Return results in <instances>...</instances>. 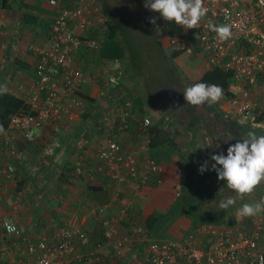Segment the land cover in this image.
Returning a JSON list of instances; mask_svg holds the SVG:
<instances>
[{
    "label": "crops",
    "instance_id": "1",
    "mask_svg": "<svg viewBox=\"0 0 264 264\" xmlns=\"http://www.w3.org/2000/svg\"><path fill=\"white\" fill-rule=\"evenodd\" d=\"M26 2L29 4L28 8L0 4V18L3 21L0 52H3L11 60L16 58L21 62L29 60L31 63L33 59L36 60L35 48L47 43L48 29L57 9L50 6L48 0L37 1L39 5L32 12L28 11L29 15L34 14L37 17L35 25L37 28L30 29L33 25H27L24 20L19 18V13L23 12L21 9L26 11L31 5L34 6V1L26 0ZM64 4L66 3H63L62 6ZM99 8L106 15H113L107 8H103L101 3ZM109 21L113 25V20L109 19ZM115 29L119 31L117 35L115 34L116 39L123 44L129 60L133 63H127L128 60L119 58V69L113 71L114 61L97 57V52L94 51H91L92 55L85 58L82 51L77 55L75 65L84 69L92 77L90 82L84 86L83 93L99 102L102 110L108 109L107 113L114 116L118 107L126 108L130 112V116L125 118L128 127L122 131L132 132V137L126 140L119 136L122 132L119 131L117 139L122 147L121 154L134 157L138 169L135 175L129 176L124 167H119V173L125 176V180L113 179L111 177L112 169L97 155L98 150L106 144L108 132L104 135L103 131L105 132V130H102L101 126L96 127L94 123L91 125L85 120L82 113L74 115L71 121H64L62 128L57 133L44 130L35 142H22L23 145L20 144L18 150L13 153L6 150L0 151V189L4 186L6 189L0 201V220H11L18 227L16 235L10 236L4 232L0 225V246L4 248L5 252L4 258L0 259V264H28L40 253L39 250L33 254L27 252L26 244L28 242L36 244L41 240H47L55 243L60 240V233L73 232L76 229L87 234V238L77 240L75 248L69 255L62 258L60 264L144 263L148 245L155 241L154 234L151 235L150 232L154 226L152 215L157 211L156 204L159 209H165L172 203L182 187L191 191L199 184L201 165L208 161V168L211 169L214 161H211L210 157L218 153L226 155L227 147L236 143L237 140L245 138L248 131H255L258 135L264 134L263 125L255 126L250 121L243 125L239 123L232 99L239 96L238 89L243 86H239L232 76L227 89H223L226 92L219 102L211 104V107L209 104L202 105L203 108L194 106L196 112H192L193 114L190 113L186 117L189 124L198 122L204 126L207 123L209 133L203 135L200 133L201 129L199 132L186 130L183 136L182 158H172L170 161L165 159L164 162L157 159L156 161L160 165L159 172L157 174L148 173L144 164L150 158L146 153L149 149V142L147 145L143 141H139L140 138L133 134L143 118L141 115L139 116L141 106L135 105L133 100L137 98L136 96L145 94L143 93L145 89L141 84L142 78L151 80L152 75L143 72L145 64H142L139 59L133 43H125L127 41L124 35H121L120 27L116 26ZM32 30L33 34L30 32ZM166 42L168 41L166 40ZM195 44L193 43L194 52L191 54L182 51L174 52V54L170 47L168 49L171 52H167V54L164 52L167 58L175 56L177 58L183 55L182 62L189 72L188 77H190L191 83L197 81L212 65L216 64L213 63L208 53L201 50L198 52ZM106 66L109 67V73L104 74L102 67ZM15 71L17 72V70ZM110 77H116L118 83L111 84ZM32 79L27 80L29 83L25 84L20 82L16 76L13 80L14 87L6 92L25 100L33 82ZM126 81L127 84H125ZM245 89L250 93L253 109L263 111L264 86L256 89L254 85L246 84ZM149 92L154 93L153 90ZM204 106L215 110L216 115L214 113L206 114ZM154 109L160 113V116L154 119V123L160 119L162 123L177 124L172 120L173 118L164 117L165 112L162 106ZM190 109L192 108L190 107ZM260 121L264 124V117ZM80 124H82L81 128H85V131L90 135V144L83 148L79 147L82 139L76 133V127H79ZM167 131L170 137L174 138L175 134L168 129ZM156 138L159 145L155 148L157 151L162 150L163 157L166 154L174 155L176 150H179L177 142V147L173 148L169 146L167 139L160 142L163 140L162 136ZM79 162L84 163V173L76 176L72 172ZM6 164L14 167L12 179H6L2 174L1 170ZM204 173L208 174L202 180L201 188H204L205 183L213 180L216 175L212 170ZM262 188H264V183L253 191L255 195L252 192L244 196L243 199L229 189L227 198L235 197L237 206L246 202H256ZM99 207H105L104 217L112 226L110 238L105 237V229L100 222V217L95 214L96 209H102ZM231 214L233 218L230 220L235 222L238 217L236 211ZM259 215L245 217L246 219H243L240 227L249 230L255 222L250 223L248 220H256ZM179 225L184 227L183 232L186 230L184 234H181L182 232L175 234L172 229H168L165 233L167 237L164 239L191 241L192 245L196 247L205 245L207 236L202 229L207 223L187 216L180 221ZM134 226L141 228V232L139 236H135L136 238L130 235ZM169 234L173 235L169 236ZM116 241L122 242L119 249L112 247ZM99 244L102 245L100 249H98ZM15 246H18L20 250H16Z\"/></svg>",
    "mask_w": 264,
    "mask_h": 264
},
{
    "label": "built area",
    "instance_id": "2",
    "mask_svg": "<svg viewBox=\"0 0 264 264\" xmlns=\"http://www.w3.org/2000/svg\"><path fill=\"white\" fill-rule=\"evenodd\" d=\"M48 3L57 9V0H48ZM204 4L208 9L207 15L196 27L187 29L182 26L180 32L168 35V46L172 51L191 54L194 52L193 43H196L198 52L201 50L208 53L215 65L231 70L234 80L239 86H243L238 89L239 96L232 99L237 119L249 116L253 125L264 126L259 119L262 111L253 109L250 93L245 89L246 84L254 85L256 89L264 86V0H204ZM101 12L95 0H75L73 6L57 9L49 27L47 43L35 48L34 77L26 99L23 100L25 107L10 115L8 126L0 131V151L14 152L12 144L7 147L11 139L19 138L32 143L41 136L43 129L49 128L56 132L63 121H71L74 115L87 106L80 93H83V88L90 82L91 77L82 68L77 67L75 62L77 55L82 51L100 49L101 43L94 34L97 27L107 20ZM209 22L217 25L230 24L231 38L220 41L216 34L208 29ZM2 25L0 18V37ZM1 45L0 42V47ZM10 61L11 59L0 52V90L7 91L14 87V79L10 78ZM113 63V71L118 70L120 60L115 59ZM102 72L109 73V67H102ZM90 105L93 110L90 120L92 124L98 123L105 127L104 130L114 128L115 124L121 129L128 127L125 118L130 116V112L126 108L118 107L117 123L116 120L113 121L114 116L103 112L99 102L93 100ZM150 124L149 118L143 117L134 134L149 142L147 128ZM110 135L109 129L106 144L98 150L97 155L112 169L111 177L123 181L125 176L119 173V167H124L129 176L135 175L138 167L134 157L121 154V145ZM89 144L90 139H83L79 147H87ZM83 164L79 162L73 168L76 176L84 173ZM144 167L150 174H157L160 170L158 162L151 158L147 159ZM1 171L6 179H12V165L6 164ZM5 191V186L0 189V201ZM258 201H264V188L259 191ZM5 220L8 219L0 220L4 232L10 236L16 235L18 227L13 223L16 231L8 232L4 227ZM100 222L105 229V237L110 238V222L101 217ZM246 229L240 225L207 224L202 229L207 236L204 246H193L191 241L155 240L148 245L144 263L131 264H261L260 258L264 257V213H261L259 220L249 230ZM131 232V236H139L141 228L134 226ZM73 235L81 240L86 239L84 232L76 229L73 232L60 233V242H28L27 252L33 254L36 250L40 251L28 264H60L62 258L75 248V244L70 241ZM121 245V241H116L112 247L119 249ZM100 248L101 244L98 245V249ZM15 249L20 250L18 246H15ZM4 256V248L0 246V259Z\"/></svg>",
    "mask_w": 264,
    "mask_h": 264
},
{
    "label": "trees",
    "instance_id": "3",
    "mask_svg": "<svg viewBox=\"0 0 264 264\" xmlns=\"http://www.w3.org/2000/svg\"><path fill=\"white\" fill-rule=\"evenodd\" d=\"M70 3L71 2L64 4L61 8L71 7ZM0 4L4 6H11V7L16 6L18 8H24V7L28 8L29 7V4L26 2V0H1ZM19 14H20L19 18H21V20H24L27 25H33V27H30V29L37 28V26L35 27V25L37 24V17L34 14L29 15L30 13H28V10L22 13L20 12ZM155 14L157 15V18H158L157 27L159 31L158 38L160 40L166 37L167 35L180 32L183 29L181 25H178L175 22L164 21L160 17L159 13L155 12ZM105 24H106V30H105V33H103L101 37H99L98 34H94V37L97 39L100 38L99 40L101 42L100 49L98 51H94V52H97V57H102V58H105L111 61H114L115 59L123 58L126 61L128 60L127 63H133L132 61L129 60L128 54L125 52V49L123 48L124 47L123 44L116 39L115 37L116 29L111 24V21L107 20ZM174 52L177 53L179 51H172V53ZM24 62L25 61L21 62L20 59H16V58L10 61L9 65L11 66V69H12L10 78H13V79L15 78L13 77V74L20 75V72L19 71L16 72L15 69L12 68V65L13 67H15L16 65H19L21 69L30 68L31 73H32V78L34 77V62L35 61L29 64H26ZM83 71L86 72L84 69ZM232 76L233 75L230 70L224 69L220 66L212 65L194 83L204 82V83H209V84H217L221 86L223 89H227L228 84L232 80ZM144 91L145 92L143 93L145 94L149 93L151 95V93L148 90H144ZM80 94L83 97L84 101L86 102L87 106L83 108V111H80L78 113H82L85 120H87L92 125L90 120L93 117L92 115L93 110H92L90 103L93 102V99H91L86 93H80ZM227 95H229V93H227ZM136 97L137 98L133 100L135 105L141 106L144 102V100L142 99L143 96L142 97L136 96ZM145 101L148 102L146 99ZM23 104H24V101L22 99H19L18 97L10 94L9 92L0 90V127H2L3 130L6 129V127L8 126L9 116L16 113L20 108L25 107V105ZM209 105L210 107L212 106L211 104ZM187 106L188 104H186L185 109L183 110L185 119H181L178 116L174 117L173 114H166V113L164 117L173 118L172 120L176 121L178 126L183 127L187 131L190 129L191 131L196 130L199 132L200 128L196 127L198 126L196 123L189 124L188 121H186V117L189 116L190 113L196 112V107L192 105H189V107ZM190 107L192 109H190ZM210 107L208 108L207 106H204V109L207 111L206 114L211 115L212 113H214L216 115L215 110L211 109ZM262 117H264V110L261 112L259 119H261ZM95 120L97 121V117L95 118ZM81 125L82 124H80L79 127H76L77 128L76 133H78V135L81 137L82 140L83 139L89 140L90 135L85 131V128H81L82 127ZM61 128H62V124L60 125L59 130ZM103 128L104 127L101 126L102 130ZM46 129H49V128H46ZM59 130H57L56 132H53V131L52 132L57 133L59 132ZM147 131H148L147 135L149 138V143H148L149 145L148 144L147 145L152 149V154L150 156L151 159L155 161L158 159L157 156L155 155L157 151L155 147L159 145V142L157 141V138H156L158 136L163 137V140L160 142L166 141L167 139L169 146L173 148L177 147L176 142H174V138L172 136L170 137L169 132L166 129V126L164 125V123L160 121V119L156 120L155 123L153 122V124L149 125V127L147 128ZM200 132L203 135L209 133L207 129L205 131L201 130ZM22 142L30 143L29 141L20 140L19 138L11 139L7 147L9 148V146L12 144L14 147V151H17ZM22 145L23 144H21V146ZM73 172H74V169H73ZM207 174L208 173L199 174V179H198L199 184H197L191 191H189L190 189L186 190L185 187H182V189L180 190L178 195L174 198L172 203L169 206H167L165 209H159L158 205L156 204L155 208L157 211H155L154 215H152L154 226L150 232L151 235L154 234L155 240H160V239H164V237H167V235L165 236V233L168 229H172L175 234H180V232H182L181 234H184L186 230L183 232L184 227L179 225V223L184 217H187V216L188 217L191 216L197 220H203L207 224L230 225L234 223L233 221L230 220L231 218H233L231 213L233 211H236V209L239 206H237L236 204L234 206L229 207L226 210H221L219 208V203L220 201L227 198V192H230V191L229 189H227V186L226 184H224V181H220L217 179V175L213 177L214 178L213 180H209L206 183L204 182L205 183L204 188H201L200 186L201 182L202 180H204ZM148 225H149V220H148ZM172 235L173 234H169V236H172ZM85 237L87 238V234H85ZM77 240H81V238L77 236H73L70 239V241L73 242V244L75 245L78 242ZM60 241L61 240H59V242Z\"/></svg>",
    "mask_w": 264,
    "mask_h": 264
},
{
    "label": "rangeland",
    "instance_id": "4",
    "mask_svg": "<svg viewBox=\"0 0 264 264\" xmlns=\"http://www.w3.org/2000/svg\"><path fill=\"white\" fill-rule=\"evenodd\" d=\"M31 1H34L33 2L34 6L31 5V7L28 10L29 12H32L36 8V6L39 5L37 4V1L39 0H31ZM69 2H71L70 4H73L75 1L74 0L73 1L72 0H59V1L57 0L56 7L57 9H59L61 8L60 6H62L63 3H69ZM100 3L103 6V8L104 7L107 8L113 14L111 16V15H106L104 12H103L104 14L101 12L104 15L105 19H108V20L112 19L113 26L115 27L118 26V28L120 27L119 30L122 33L121 35H124L127 41L125 43L127 44L133 43L136 49V52L138 53L139 59L142 61V64H145L144 65L145 68L143 69V72H148V75L150 74L152 75L151 80L149 78L147 79L142 78L141 80L142 87L148 91L153 90L154 93H151V95L149 93L141 94V97L143 96L142 99L144 100V102L140 107L139 116L140 115L142 117L146 116L147 118H149L150 123L153 124L154 119L160 116V113H158L157 109H154V108L155 107L161 108L162 106L163 109L166 110V112L164 110L166 114H173L174 117L178 116L181 119H185L183 110L185 109V106L187 103L183 98V90L185 87L190 86L192 84L189 81L190 79V77H188L189 72L187 71L186 66L182 62L183 55L177 58H175L176 56L172 58H167L165 56L167 52H171V50L168 49L169 46L166 42L167 36L164 39H162V41L164 42H162L158 38L159 36V31L157 27L158 18L155 12H152L149 9L145 8L144 0H101V2H99V0H95V4L100 5ZM21 10L23 12L25 11L24 9H21ZM153 17H155V21H156L154 24L149 22L150 19H152ZM102 25L103 26L100 25L96 29L95 34H98L99 37H101L102 34L105 33L106 25L104 24ZM30 32L33 34V30ZM115 32L116 34H118L119 31L116 30ZM121 35H120V38L122 39ZM164 52L166 54H164ZM89 55H92L91 51L84 50L83 57L87 58V56L89 57ZM83 57L80 56V58H83ZM24 63L29 64L30 62L28 60L27 62H24ZM12 68L20 72V75L13 74V77L17 76V79L22 83H25V84L29 83L27 80L32 78V73H31L30 68H26V70L21 69L19 65H16L15 67H13L12 65ZM125 84H127V81L125 82ZM146 97L149 99H147ZM144 98L148 102H146ZM103 112L107 113L108 109L106 111L103 110ZM117 118L118 116L116 113L113 121L116 120L117 123H119ZM171 124L172 122L164 123V125L166 126V129L170 130V132L175 134L174 139H175V142H177L179 145V150H176L174 155L166 154L163 157L162 150L159 149L155 153L156 156L160 155L158 157L159 161L164 162L165 159H168V161H170L172 158L173 159L182 158L183 136L186 130L181 126H178L177 124H173V125ZM197 124L198 126L196 127L200 128L201 130L208 128L207 123L204 126H202L200 123H197ZM95 125L96 127L101 126L98 123ZM103 129H105V127ZM109 129L111 131L110 137H114L117 141H118L117 133L119 131L124 130V129H121L118 124H115L114 128L112 127L106 128L105 132L103 131V134L105 135L107 131L109 134ZM46 130L51 131L50 129H46ZM113 130L115 131H114V134L112 135ZM108 134H107V137H108ZM119 136L124 137L126 138V140H128L130 137H132V132L122 131L120 132ZM139 141H143L145 144L148 143L143 138L140 139ZM125 144L127 143L125 142ZM146 153L149 156H151L152 149L149 147ZM253 194L255 195L254 192ZM99 208H102V207H99ZM105 212H106L105 207H103L102 209H96L95 214H98V216L101 218H105L104 217ZM260 215L258 216L256 220L250 219L248 220V222L250 223L256 222L259 219ZM243 219H246V218L237 217V220L233 223V225H241V222L244 221ZM230 226L232 225L230 224Z\"/></svg>",
    "mask_w": 264,
    "mask_h": 264
},
{
    "label": "clouds",
    "instance_id": "5",
    "mask_svg": "<svg viewBox=\"0 0 264 264\" xmlns=\"http://www.w3.org/2000/svg\"><path fill=\"white\" fill-rule=\"evenodd\" d=\"M144 6L159 13L164 21L175 22L187 29L196 27L208 12L204 0H144ZM149 22L154 24L155 17ZM207 27L220 41H227L232 36V26L228 23L217 25L209 22ZM109 81L113 85L118 83L116 77H110ZM223 96L224 90L221 86L204 82L194 83L183 90L186 103L197 107L206 103L215 104ZM249 119V116H243L239 123L243 125ZM0 131H3L2 127ZM210 159L214 161L211 169L208 168V161H205L199 169L200 173L215 171L217 179L224 181L228 189L243 199L264 183V134L258 135L255 131H248L245 138L227 147L226 155L218 153ZM236 202L235 197H228L220 201L219 208L226 210L236 205ZM261 213H264V201L242 203L236 209V216L241 218L254 217ZM4 227L10 233L16 231L14 224L9 220L4 221ZM260 261L264 264V257H261Z\"/></svg>",
    "mask_w": 264,
    "mask_h": 264
}]
</instances>
